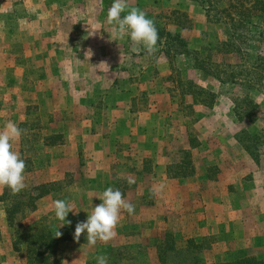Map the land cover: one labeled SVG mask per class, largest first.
I'll use <instances>...</instances> for the list:
<instances>
[{"label": "rangeland", "instance_id": "374dc122", "mask_svg": "<svg viewBox=\"0 0 264 264\" xmlns=\"http://www.w3.org/2000/svg\"><path fill=\"white\" fill-rule=\"evenodd\" d=\"M112 3L113 0H0V43L4 41V30L13 45L12 51L18 54L21 43L37 44V39L41 38L40 45L44 49V46L50 47L54 39L63 56L61 61L55 62L61 66L62 77L67 78L63 80L65 86L60 88L59 96H55L57 99H47L38 105L30 101L26 111L34 116L30 115L29 121H23L21 113L14 115V122L24 130L17 149L25 161L24 173L34 172L51 156L42 146V139L46 138L42 123L47 118V110L52 107L82 110L79 103L83 101L78 102L68 94L69 84L77 81L80 88L74 93L84 98L85 88L91 81L107 82L119 75L125 80V88L136 82L143 84V97L135 101L141 111L149 103L148 92L155 85L167 84L171 114L157 124L165 122L169 130L164 136L160 132V136L187 139L195 148L173 151L171 163L166 167L169 176L186 178L173 184L180 190L184 185L185 190L176 196L173 193L178 191L172 190L173 209L167 213L165 221L136 223L140 220L138 214L123 218L121 213L120 222L128 220V223L122 228L116 227L115 236L108 242L98 241L93 247L88 245L86 234L81 233L79 240L74 239V231L76 224L85 221L101 201L93 196L76 195L79 189L72 187L76 180L67 175L47 183L49 193L32 202L35 209L26 217H16L15 228L20 220L28 226L36 218L42 226L57 228L62 233L55 245L61 264H86L95 259L97 252L106 257L113 255L119 259L118 264H162L155 246L160 241L165 245L175 242L186 246L181 249L187 248L186 253H169L173 258L168 259L171 263H178L181 258L190 259L193 253L202 258L204 264L248 256L264 257V0H128L130 7L142 10L157 28L159 39L151 54L127 36L122 40L114 37V26L107 22ZM39 30H42L41 35L36 37ZM166 33L178 35L180 40L171 39ZM1 57L2 52L0 60ZM29 70L33 77L40 73L39 69ZM48 75L50 79L53 76L49 72ZM160 76L161 80L154 82V78ZM49 82L56 84V79ZM25 90L33 91V88L26 85ZM10 91L13 90L10 88ZM17 110L21 111L19 107ZM9 112L11 110H6L0 99V122ZM181 124L183 133L176 131ZM2 131H5L4 122L0 123ZM155 132L154 128L152 134ZM58 140L51 137L44 142L51 144ZM143 152L138 154V160L143 157L142 167L135 165L129 169L128 177L114 176L111 181L120 191L128 190L137 182L142 188L149 186L153 163L149 154ZM200 157L206 160L200 166L207 177L200 173L195 176L199 165L196 161ZM244 157L252 162H246ZM127 158L130 156H122L123 160ZM126 161L130 165V160ZM24 175L26 187L23 190L26 191L33 183ZM159 175L153 172L155 189L145 193V201L152 200L155 191H164L162 180L156 179ZM230 175L234 182H229ZM78 181V188L81 184L95 190L102 186L99 179ZM199 184L205 186L204 190ZM4 190L10 193V198L3 196L0 203L5 213L7 202L11 203L14 195H23L24 191L13 193L3 187L2 193ZM165 192L169 199L170 194ZM212 195L225 196L227 205L231 200L240 210L216 214L220 205L202 206V201L210 202ZM57 199L68 201L76 208L73 211H78L71 217L73 212H69L66 217L74 225L71 232H68L70 223L61 225L63 222L54 215L53 202ZM38 204L44 212H37ZM185 207L193 211L188 213ZM246 208L251 212H245ZM5 223L6 233L0 232V264H29L26 245L21 242L13 246L16 234L7 224L6 214Z\"/></svg>", "mask_w": 264, "mask_h": 264}, {"label": "crops", "instance_id": "0c3cea01", "mask_svg": "<svg viewBox=\"0 0 264 264\" xmlns=\"http://www.w3.org/2000/svg\"><path fill=\"white\" fill-rule=\"evenodd\" d=\"M40 32L42 30L37 31L35 36L40 37ZM3 36L4 41L0 43V52H2L3 56L0 60V99H3L6 110H11L9 112L10 115L0 122H4L5 126L9 121L14 122V117L19 113L24 117L23 121H29L30 115L34 116V113L26 111L27 105L31 103L30 101L33 100L32 102L38 105L47 99H57L58 97L55 96H59L60 88L65 86V81L63 80L67 78L62 77L61 66L58 62H55L56 60L61 61L63 56H61V49L58 43H54V39L51 40L50 47L44 46L45 51H43V45H40L41 38L37 39V44L29 41L21 43L18 54L12 51L13 45L8 41V35L5 30L3 31ZM27 61L30 62V66ZM30 68L39 69L40 73L33 77L34 74L30 73ZM48 72L53 74L51 79L48 77ZM55 79L56 84L53 83ZM159 79L161 80V76L154 78V82ZM50 80L53 84H48ZM57 84L61 85L58 86ZM26 85H31L33 91H26ZM166 85V83H162L160 86L155 85L151 89L152 91L148 92L149 103L146 104L145 108H142L144 111H141L140 108L136 107L135 101H139L143 97L142 83L136 82L125 88V80L122 77L120 78L119 75L114 77V79H109L107 82L91 81L89 86L85 88L84 98L78 97L79 94L76 95L74 93V91H79L80 88L77 81H75L74 85L69 84L68 94H71L78 102L82 100L83 103H79V105L83 108L81 107L82 110L80 111L76 110L75 107L70 109L52 107V109L47 110V118L44 123L41 122L43 125L42 129L46 131V138L42 139V146L46 149V152H50V154L48 152L47 154L51 156L47 159L46 164L40 166L34 172L24 173L30 178V181L32 180V186L54 182L71 175L76 180L73 182L72 187L74 190L79 189V192L76 191V195L82 197H86V195L89 197L93 196L99 199L101 193L107 187L117 189V184L111 183L114 176L126 175L128 177L129 169H133L135 165L142 167L141 163H144L143 157L138 160V154L140 155V151L143 150L142 154H149L148 156L152 158V175L153 172H156L157 175L160 174L158 177L156 176V179L162 180L164 191L162 193L155 191V193H152L154 198L145 201V193L155 189V182H153L155 177L151 175L149 177L151 182L148 187L142 188L141 184L137 182V185H132L128 190L121 192L127 202L135 205L133 215L138 214V218H140L136 223L141 222V220L148 223H151V221H165L167 213L173 209L172 190L178 191L173 193L175 196L180 195L181 190H185L184 185H181L180 190L173 184L186 179L184 176L177 178L169 176L166 174V167L171 163L173 153L177 150H195L187 139L175 140L176 137L172 139L162 137L165 131L169 130V126L164 124L165 122L162 124H157V122L165 121L167 115L171 114L168 108L170 98L166 91ZM131 86L134 87L131 88ZM9 87L13 91H10ZM96 89L99 91L96 92ZM66 97L68 96L66 95ZM18 107L21 109L20 112L17 110ZM14 109L16 110L15 114H13ZM36 113L38 115L39 111ZM154 128L156 132L159 131V134L156 132L152 134ZM177 128V132H184L183 124ZM160 132L162 136H160ZM51 137H57L59 140L51 144L44 142V139L48 140ZM21 139L22 137L18 141L13 142L15 150L18 149ZM148 144L149 146H147ZM197 153L200 155L199 151H196ZM124 155L130 156V159L123 160L122 156ZM126 160H130V165ZM244 160L248 163L252 162L245 157ZM203 161L206 162L201 157L196 161L199 164L196 166V177H198L199 173L207 177L206 171L201 170L202 167L200 165ZM262 162L261 160L260 164ZM122 171L124 173L120 175ZM232 177L233 175H230V183L234 182ZM82 179L86 181L99 179L102 181V186L95 190V187L93 189L87 187L86 189L85 185L82 186L81 184L78 188V180ZM200 186L204 190L205 186L199 184L198 187ZM2 191L3 187H0V194H2ZM165 191L170 194L169 199L166 198L167 194ZM214 195L217 194L214 193ZM214 195L211 196L210 202L202 201V206L205 204H210V207L212 205H220V210L216 214L228 213V211L233 213L240 210L235 208L236 204L232 203L231 200H228L229 205H227L225 196L217 198ZM41 199L44 200V198ZM257 209L258 207H255V210ZM184 211L191 213L193 209L185 207ZM37 212H44L39 204ZM73 212L77 213L78 211ZM245 212H251L250 208H246ZM188 213H184V215L191 218ZM122 215L123 218H129L126 211H123ZM71 216H74V214H70ZM126 223H128V220L120 222L117 227L122 228ZM72 224H69L68 232L73 230L74 225ZM188 226L190 227L189 224ZM0 232L2 234L6 233L5 213L1 204ZM5 244L7 243L5 242Z\"/></svg>", "mask_w": 264, "mask_h": 264}, {"label": "clouds", "instance_id": "9594fccd", "mask_svg": "<svg viewBox=\"0 0 264 264\" xmlns=\"http://www.w3.org/2000/svg\"><path fill=\"white\" fill-rule=\"evenodd\" d=\"M127 10V11H126ZM122 15V13H125ZM107 22L113 25V35L116 39H124L127 36L137 45H143L148 54L156 50L159 39L154 21L135 7H130L128 0H113L107 12ZM133 51H136L133 48ZM24 133L15 122L9 121L5 125V131L0 132V187H7L13 193H19L26 187L25 161L21 154L13 148V142L18 141ZM100 204L95 206L87 219L78 222L75 226L74 239L79 240L81 233L86 234L89 246H95L98 241L108 242L115 236V228L120 222L123 211L129 215L134 214L135 205L127 202L119 189L107 187L99 197ZM54 215L63 224L70 223L66 220L73 207L64 199L53 202ZM75 215L76 212H73ZM62 233L56 231V237ZM96 264H108L104 255L95 257Z\"/></svg>", "mask_w": 264, "mask_h": 264}, {"label": "trees", "instance_id": "16d2710c", "mask_svg": "<svg viewBox=\"0 0 264 264\" xmlns=\"http://www.w3.org/2000/svg\"><path fill=\"white\" fill-rule=\"evenodd\" d=\"M166 36H171V39L176 38L180 40L178 35H173L171 33H166ZM47 186H49L47 183L31 186L26 191L23 190V195H14L13 199H11L12 202H7L5 207L7 224L9 227L14 228V232L16 234L13 239V246L15 247L21 242L26 245L25 252L29 264H61L55 249L56 242L59 238H61V235L59 237L55 236L56 231H58L57 228L53 225L42 226L39 222L40 219L38 218H36L35 221L28 226H25L20 220L19 224H17L18 228H15L16 217L18 215L25 216L27 213L33 211L35 206L32 202L36 198H40L49 193V190L46 189ZM31 191L34 193L29 194ZM3 196L10 198L8 190H4V192L0 195V201H3ZM155 246L157 247L158 256L160 257L159 259L162 264H204L202 258L194 253L191 255L190 259L181 258V261L178 263H171V260H168L173 259L170 255L171 253L176 255L182 251H185L186 253L187 248L181 250L186 246H178L175 242H170L168 245H165L162 241L158 243L156 242ZM97 254L101 255L102 253L97 252ZM183 255L184 254L181 256ZM107 259L108 264H118L119 261V259L115 258L113 255L107 256ZM86 264H96V259H93ZM219 264H264V257L248 256L234 261H223Z\"/></svg>", "mask_w": 264, "mask_h": 264}]
</instances>
